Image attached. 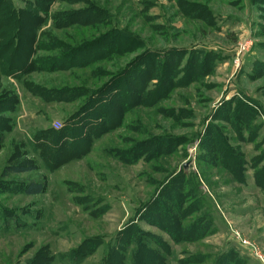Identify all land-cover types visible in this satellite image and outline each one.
Returning a JSON list of instances; mask_svg holds the SVG:
<instances>
[{"label":"rangeland","instance_id":"rangeland-1","mask_svg":"<svg viewBox=\"0 0 264 264\" xmlns=\"http://www.w3.org/2000/svg\"><path fill=\"white\" fill-rule=\"evenodd\" d=\"M0 264H264V0H0Z\"/></svg>","mask_w":264,"mask_h":264},{"label":"trees","instance_id":"trees-1","mask_svg":"<svg viewBox=\"0 0 264 264\" xmlns=\"http://www.w3.org/2000/svg\"><path fill=\"white\" fill-rule=\"evenodd\" d=\"M15 42H18V39L15 40ZM218 55L211 53L208 57L209 60H216L218 59ZM183 57H179L178 54L176 53H171V54H167V56L164 58L163 57V63L164 65H166L167 68L174 70L175 68H179L183 62ZM196 64L198 66H200L199 64V59H196ZM64 131V129H58V130H52V133H56V134H61ZM42 191V186L40 185H34L32 188H30L29 192L32 194H38ZM236 261L237 262H245L243 258L238 257V255H236Z\"/></svg>","mask_w":264,"mask_h":264},{"label":"built area","instance_id":"built-area-1","mask_svg":"<svg viewBox=\"0 0 264 264\" xmlns=\"http://www.w3.org/2000/svg\"><path fill=\"white\" fill-rule=\"evenodd\" d=\"M62 126H63L62 123L59 122V121L56 122V124H55V127L58 128V129L61 128Z\"/></svg>","mask_w":264,"mask_h":264},{"label":"water","instance_id":"water-1","mask_svg":"<svg viewBox=\"0 0 264 264\" xmlns=\"http://www.w3.org/2000/svg\"><path fill=\"white\" fill-rule=\"evenodd\" d=\"M186 168L188 167V165L185 166Z\"/></svg>","mask_w":264,"mask_h":264}]
</instances>
